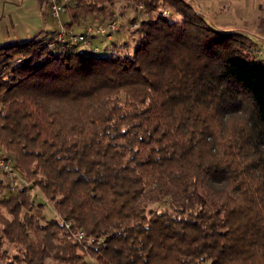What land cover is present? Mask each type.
<instances>
[{
  "label": "trees",
  "instance_id": "trees-1",
  "mask_svg": "<svg viewBox=\"0 0 264 264\" xmlns=\"http://www.w3.org/2000/svg\"><path fill=\"white\" fill-rule=\"evenodd\" d=\"M126 1L145 16L96 51L0 43V144L27 183L3 195L0 173V264H264V58L196 0ZM110 2L73 0L65 26Z\"/></svg>",
  "mask_w": 264,
  "mask_h": 264
},
{
  "label": "rangeland",
  "instance_id": "rangeland-1",
  "mask_svg": "<svg viewBox=\"0 0 264 264\" xmlns=\"http://www.w3.org/2000/svg\"><path fill=\"white\" fill-rule=\"evenodd\" d=\"M262 2H264V0H262ZM108 6L109 7H108V10L106 12H104V13H101V12L93 13V16L84 20V23L82 22V25H84V24L86 25L88 23L94 22V19H93L94 16H97L99 19H103V20L107 19V18L115 17L118 19L119 26H118L117 30L115 31V33H113L112 36L115 39H117L118 37H125V34L127 33L128 28L133 27L134 22H136V24H137L139 18L144 17L146 14L143 10L142 11L140 9L137 10L136 7H134L132 4L128 3L126 0H111V2L108 4ZM262 6H264V5H262ZM203 9H205V8H203ZM39 12L40 11L37 7L36 0H0V15H1L0 16V41L8 40L6 38V36H8L9 32H13V31H16V34L18 36L22 37V34L25 31L23 28H24V26L26 27V25L30 26V24H33V25L37 24L38 28L41 27V25H44V24H42V21L44 18L42 19V16ZM152 12L156 13L154 10ZM62 13L63 14H61V18L64 22L65 21V16H64L65 12H62ZM132 15H135L137 17V20H135L134 22H131V20H129ZM45 22H46V25L53 27L52 30H54V31L56 30V28H57L56 21L51 18L49 13L47 15H45ZM214 26L220 30H225L221 27H218L215 24H214ZM72 28L75 31H78V30L82 29V26H79L78 24H73ZM230 28L233 29L232 27H229V28H227V30H230ZM98 43L101 44L103 42L99 41ZM80 47H82V46H80ZM85 48H88V47H85ZM259 48L264 53V43H263L259 47H256L254 45L252 47V54L255 55V52ZM0 149L3 153L10 155V152L8 150L4 149L1 144H0ZM17 174L18 175L20 174L19 171H17ZM15 179H16L17 185L25 182V180L19 179V176H16L14 178V180ZM5 192H6V189L3 191V195ZM31 195L36 202H42L43 203V205H44L43 215L45 218H50L51 216H53L55 214V211L51 205V202L49 200H47L37 190V188H33L31 190ZM169 201H170V197H169L168 193H166V192L160 193L159 199H157V200L146 199L147 207L149 209L170 207ZM89 261H91V262H89L90 264H96L90 259H89Z\"/></svg>",
  "mask_w": 264,
  "mask_h": 264
},
{
  "label": "built area",
  "instance_id": "built-area-1",
  "mask_svg": "<svg viewBox=\"0 0 264 264\" xmlns=\"http://www.w3.org/2000/svg\"><path fill=\"white\" fill-rule=\"evenodd\" d=\"M73 0H46L48 6V13L52 19L56 21L57 28L55 30V40L51 42L50 45L60 44L64 47L72 45H81L84 47L92 48L93 50L98 49L99 41L103 42L111 39L113 33L117 30L119 26L118 19L115 17L107 19H99L94 16V22L86 24L81 30L75 31L71 26H65L61 14L65 10L66 5L71 4ZM140 7H142L140 5ZM159 14L161 16H169L170 10L163 8ZM136 25V22L133 23ZM257 54L264 58L263 51L259 48L257 49ZM0 173H2L5 183L6 190H13L16 185V176L22 179L20 174H17V168L14 165V159L1 151L0 149ZM25 184H27L25 182ZM30 190L33 188L30 187ZM64 226L69 230L70 234L78 241L86 238L92 240L93 237H87L83 230L73 227V222L71 220H63Z\"/></svg>",
  "mask_w": 264,
  "mask_h": 264
},
{
  "label": "crops",
  "instance_id": "crops-1",
  "mask_svg": "<svg viewBox=\"0 0 264 264\" xmlns=\"http://www.w3.org/2000/svg\"><path fill=\"white\" fill-rule=\"evenodd\" d=\"M39 13L42 16L41 27L37 24L24 26L22 37L16 31L9 32L8 40H22L42 30H52L53 27L46 25L45 15L48 14V7L45 0H36ZM207 18L223 29L238 30L248 35L256 47L264 43V2L262 0H196ZM205 8V9H203ZM1 16V15H0ZM84 27L82 23L78 24ZM5 42V41H0Z\"/></svg>",
  "mask_w": 264,
  "mask_h": 264
}]
</instances>
